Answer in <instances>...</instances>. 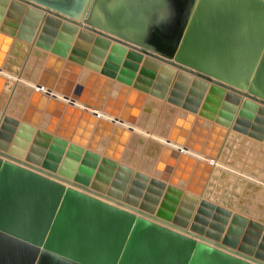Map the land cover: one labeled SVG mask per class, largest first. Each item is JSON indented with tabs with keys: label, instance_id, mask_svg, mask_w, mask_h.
Wrapping results in <instances>:
<instances>
[{
	"label": "water",
	"instance_id": "obj_1",
	"mask_svg": "<svg viewBox=\"0 0 264 264\" xmlns=\"http://www.w3.org/2000/svg\"><path fill=\"white\" fill-rule=\"evenodd\" d=\"M261 141L264 0H0V264H264Z\"/></svg>",
	"mask_w": 264,
	"mask_h": 264
},
{
	"label": "crops",
	"instance_id": "obj_2",
	"mask_svg": "<svg viewBox=\"0 0 264 264\" xmlns=\"http://www.w3.org/2000/svg\"><path fill=\"white\" fill-rule=\"evenodd\" d=\"M109 12H107V14H108ZM117 18H119V19H117ZM114 17L113 19H111L112 21H114V22H122L121 24H117V23H114V24H110L109 22H107L106 23V25H100V26H108V27H125V23H127L128 25H132V24H130V23H132V21L133 20H131V19H124L123 17ZM105 19V21H109V18H104ZM126 21V22H125ZM127 21H131L130 23L129 22H127ZM138 26L139 27H145V26H141V25H139L138 24ZM239 105H240V103L238 104V106H237V110H238V107H239ZM247 138V137H246ZM253 141L255 140V139H252ZM261 143L262 144H264L263 143V141H261ZM250 149H251V147H250ZM259 152V151H258ZM3 159L5 158V157H2ZM66 184V183H65ZM67 185V184H66Z\"/></svg>",
	"mask_w": 264,
	"mask_h": 264
},
{
	"label": "bare ground",
	"instance_id": "obj_3",
	"mask_svg": "<svg viewBox=\"0 0 264 264\" xmlns=\"http://www.w3.org/2000/svg\"><path fill=\"white\" fill-rule=\"evenodd\" d=\"M107 117H109V116H107ZM136 129L139 130V132L147 133V132L144 131L143 129H138V128H136ZM153 136H155L156 138L162 139L160 136H157V135H153ZM222 166H223V167H226V165H222ZM232 170H233V169H232ZM235 172H237L238 174H241L240 171H235ZM259 182H261V181H259ZM261 183L264 184V182H261Z\"/></svg>",
	"mask_w": 264,
	"mask_h": 264
}]
</instances>
